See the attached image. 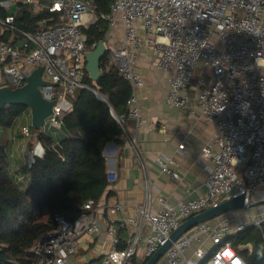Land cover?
<instances>
[{
  "label": "built area",
  "instance_id": "1",
  "mask_svg": "<svg viewBox=\"0 0 264 264\" xmlns=\"http://www.w3.org/2000/svg\"><path fill=\"white\" fill-rule=\"evenodd\" d=\"M97 0H3L0 5L9 14L0 19L3 32L15 33L20 47L0 42V62L12 89L26 85L28 77L43 68L41 87L44 98L54 101L46 127L60 130L61 117L72 111V98L78 90L89 89L106 100L99 87L89 86L86 57L96 48L90 46L85 29L99 19L108 24L105 44L108 55L101 71L115 68L132 88L126 114L112 116L128 135L137 160L146 168L137 136L128 131L129 120L138 130L143 121L137 89L144 86L136 72L144 32L158 54L157 66L175 72L167 102L180 109L190 107L185 89L191 84L195 69L202 62L210 69L211 80H202L197 98L202 116L217 125V135L206 143L200 159L207 171V192L176 204L160 198L153 207L147 194L136 216L118 221L114 215L120 206L108 208L106 233L113 237V249L101 264H136L147 262L185 221L231 198L245 195L246 212L231 211L198 224L177 239L156 264H248L234 246V239L247 229L258 228L264 239V207L257 213L249 209L264 201V0H112L109 13H98ZM25 5L34 14L50 13L41 19L39 29L28 31L16 23L12 7ZM55 22L52 24L51 22ZM123 31L122 45H109L114 31ZM25 139H33L30 126L22 128ZM26 142V143H27ZM28 145V143H27ZM26 147L24 146L23 149ZM40 148V149H39ZM185 149L180 145L179 150ZM27 167L45 150L37 145L30 152ZM173 161L160 159L162 171L174 179L179 174L170 169ZM118 179L108 171L109 183ZM96 203L88 201L85 212L75 222L57 214L56 228L42 234L33 246L34 264H72L84 236L101 235ZM119 228H129L126 245L119 249Z\"/></svg>",
  "mask_w": 264,
  "mask_h": 264
},
{
  "label": "trees",
  "instance_id": "2",
  "mask_svg": "<svg viewBox=\"0 0 264 264\" xmlns=\"http://www.w3.org/2000/svg\"><path fill=\"white\" fill-rule=\"evenodd\" d=\"M96 3L99 14L109 13L112 0ZM8 14L0 5V19ZM51 17L47 12L31 15L22 8L16 23L22 29L35 31L41 19ZM107 30V22L101 19L86 28L89 45L97 47L105 40ZM0 42H9L6 33ZM107 55L108 51L101 64ZM86 83L92 87L96 84L106 100L89 89L78 90L72 98V111L61 117L64 137L58 142L36 129L46 152L36 157L29 169L28 187L16 184L7 172L6 143L4 137L0 139V264H34L32 248L43 233L56 228L55 215L75 222L84 214L85 204L99 201L110 185L105 149L124 135L111 109L117 115L126 114L132 88L115 68L104 70L96 82L88 76ZM25 108L5 106L0 113V127H12ZM233 244L248 264H264V239L258 228L247 229Z\"/></svg>",
  "mask_w": 264,
  "mask_h": 264
},
{
  "label": "crops",
  "instance_id": "3",
  "mask_svg": "<svg viewBox=\"0 0 264 264\" xmlns=\"http://www.w3.org/2000/svg\"><path fill=\"white\" fill-rule=\"evenodd\" d=\"M22 8H26L31 15H36L30 8L21 4H16L11 10L17 17ZM5 33L9 42L20 47L21 40L17 34L3 32L0 29V37ZM140 37L142 46L135 69L145 82L143 87L137 89L143 121L138 130L129 121L127 127L130 133L137 136L146 168L137 160L128 135L124 134L118 141L110 142L106 146L108 171L111 169L116 171L118 179L110 183L105 194L95 204L102 234L82 237L77 257L72 264H101L104 256L113 249V237L106 233L107 220L110 217L109 207L120 206L114 217L121 221L136 216L137 208L144 205L147 194H152L153 207L157 209L160 207V198L176 204L182 199L196 198L207 192L205 182L208 174L200 159V153L206 143L217 135V125L204 119L197 98L202 90V80L207 82L211 80L210 69L202 62L197 64L192 82L184 91L190 97L188 109L183 110L171 105L166 98L175 72L160 69L157 66L158 54L154 46L147 41L143 31L140 32ZM122 42L123 31L117 28L109 45H122ZM4 66L5 64L0 62V87L7 84ZM24 126H30L32 129L34 137L29 142L22 132ZM42 132L50 134L48 129ZM54 133L56 136H62L56 139L57 142L64 137L60 130H55ZM2 137L6 143V170L16 184L26 188L31 183V174L27 167L29 152L37 145L46 152L44 143L38 138V131L32 126L30 109L25 108L15 119L12 127L8 129L0 127V139ZM180 145H185V149L179 150ZM164 158L173 161L170 169L179 174L178 179L162 171L159 160ZM116 230V236L120 240L117 247L122 249L127 243L130 229L119 228L117 225ZM145 263L143 257L136 260V264Z\"/></svg>",
  "mask_w": 264,
  "mask_h": 264
},
{
  "label": "water",
  "instance_id": "4",
  "mask_svg": "<svg viewBox=\"0 0 264 264\" xmlns=\"http://www.w3.org/2000/svg\"><path fill=\"white\" fill-rule=\"evenodd\" d=\"M107 47L105 41L99 42L97 47L88 53L86 57V70L89 77L94 81L102 76L101 62L105 57ZM43 68L38 67L27 79L25 86L17 89H12L8 86L0 87V113L5 106H24L31 111L32 126L35 129H43L46 125V120L53 112L54 101H48L44 98L41 87L47 86L50 82L42 77ZM129 122L135 125L134 120ZM245 195H240L220 203L218 206L212 207L189 220L183 222L170 236L167 243L162 246L145 264H156L164 253L172 246V244L184 235L189 229L194 226L210 221L227 212L236 211L246 207ZM264 204V201L260 202Z\"/></svg>",
  "mask_w": 264,
  "mask_h": 264
},
{
  "label": "rangeland",
  "instance_id": "5",
  "mask_svg": "<svg viewBox=\"0 0 264 264\" xmlns=\"http://www.w3.org/2000/svg\"><path fill=\"white\" fill-rule=\"evenodd\" d=\"M45 129H48V132L52 135V137L54 139H60L62 136L59 135V136H56V134L54 133L55 130H53V128H49V127H46ZM52 129V130H51ZM264 207V204H261V205H258V206H255V207H252L250 210L251 213H257L260 209H262ZM246 208H242V209H239L238 212H243L245 213L246 212Z\"/></svg>",
  "mask_w": 264,
  "mask_h": 264
}]
</instances>
